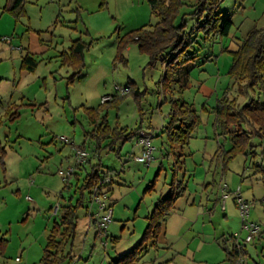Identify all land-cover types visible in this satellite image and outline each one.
I'll return each mask as SVG.
<instances>
[{"label": "rangeland", "instance_id": "374dc122", "mask_svg": "<svg viewBox=\"0 0 264 264\" xmlns=\"http://www.w3.org/2000/svg\"><path fill=\"white\" fill-rule=\"evenodd\" d=\"M33 2L37 5L29 7L43 9L31 19L26 9L18 17L0 9V38L10 39L7 44L0 41L2 100L7 101L14 92L11 87L15 84L6 85L1 78L17 76L20 52L15 50L11 54V48L21 43L16 35H2L3 32H12L14 24L26 22L47 45L44 53L36 55L40 61L33 72L20 70L21 80L16 86L25 99H15L16 108L5 110L0 104V166L7 169L9 176L14 174L16 181L0 185V238L8 240L0 264H42L47 236L61 216V212L53 215L52 209L69 203L76 206L80 200L74 240L64 245L61 253L64 258L58 264H111L140 242L148 224L147 216L156 201L171 189L176 192L179 181L184 190L174 203L177 215L193 218L198 208V220L187 224L180 219L167 222L169 231L179 232L169 239L170 243L177 239L173 249H167L168 244L158 239L155 247L140 255L138 264H232L227 254L232 252V236L241 246L237 264H264V175L248 169L250 162L246 163L243 156L226 157L232 145L217 124L213 109L228 87L230 91L226 95L236 97L237 85L232 87L233 82L229 85L230 76L227 74L217 84L218 76L212 68L208 67L200 76L192 74L193 85L199 79L205 80V89L211 91L205 97L193 85L181 90V82L172 92L164 91L163 68L159 64L150 66L149 56L136 43L124 42L130 32L155 24L147 0ZM4 3L0 0V6ZM219 11L232 14L233 26L224 38V45L230 50H236L250 31L264 27V0H224ZM28 39V33H24L23 43ZM79 45L83 47L82 63L75 69L71 47ZM220 47L218 42L215 50ZM78 70L80 73H75ZM180 72L183 75L188 72L190 76L189 65ZM126 84L131 92L114 104L102 105V115L112 129H142L149 133L155 151L149 166L138 164L131 158L136 138L122 144L116 140L118 151L102 148L99 158L94 156L85 164L87 171L97 163L109 170L111 190L103 191L113 218L112 226L110 222L104 234L86 208L94 213L97 210L87 190L81 189L85 171H81L78 186L73 178L68 189L60 171L75 164L74 148L83 143L92 146L86 134L95 127L90 124L85 109L98 108L103 96L115 95L114 87ZM136 90L138 94L134 93ZM259 97L263 99V95ZM34 99L35 104L28 103ZM180 99L193 105L199 120L188 144L170 149L163 129L170 120L173 101ZM248 99L239 96L238 101L244 103ZM224 164L227 167L223 171ZM30 168L37 169L34 176L40 177L34 179L28 193L20 194L16 190L22 182L16 176ZM151 183L152 188L147 189ZM222 184L227 186L223 199L233 197V192L240 188L242 197L251 205L247 223L260 227V233L252 241H246L248 232L243 229L233 198L227 200V211L221 209ZM26 195L32 202L24 199Z\"/></svg>", "mask_w": 264, "mask_h": 264}, {"label": "trees", "instance_id": "16d2710c", "mask_svg": "<svg viewBox=\"0 0 264 264\" xmlns=\"http://www.w3.org/2000/svg\"><path fill=\"white\" fill-rule=\"evenodd\" d=\"M223 1L147 0L152 15L156 18L155 24L142 26L130 32L124 42L136 43L139 50L149 56L150 66L154 67L159 64L163 68L161 83L164 91L172 92L175 85L180 82L181 90L185 89L188 72L181 74V68L196 61H201L200 65L209 61L213 56L210 47L230 34L233 26L232 18L229 14L219 11ZM25 3L26 0H7L4 10L18 17L24 13ZM82 48L80 45L71 47L74 55L72 66L75 69H78L82 63ZM225 51L232 56V64L228 72L233 80L232 87L237 85L236 97L230 98L226 95L230 91L228 87L224 98L213 107L217 117L216 122L232 145L225 155L228 159L243 156L246 163L250 162L247 168L255 169V172H264V27L250 31L236 50L228 51L226 48ZM37 65L38 61L29 55L21 60V68L27 72H33ZM75 73L79 74L80 70ZM127 87L129 88L127 94L115 95L111 100L101 103L98 108L85 109L90 124L95 127V130L86 134L90 136L92 146L87 147L83 143L76 148L83 151L89 150L91 156L86 159L85 163L73 165L74 171L71 177L63 181L66 189L72 186L71 179L73 178L78 186L81 171L84 170L81 189L87 190L89 199L96 187L100 191L103 189H106V192L110 191L109 187L112 182L104 183L107 178H110L109 170L106 171L100 163H97L90 166L91 170L87 171L85 164L90 163L94 156L99 158V150L102 148L118 151L120 146L115 147L116 140H121L122 144V142L137 137L140 129L130 131L125 128L112 129L102 115L101 106L114 104L119 98L128 95L131 92L129 84ZM134 93L138 94V90ZM251 94L258 97H253ZM260 95H263V99H260ZM239 96L249 99L240 103ZM198 120L199 116L192 104L184 99L173 101L170 120L163 129L169 148L173 149L176 145H187ZM175 163L179 164V162ZM226 167L227 164H224L223 171ZM172 184L173 181L170 185ZM152 186L153 183L147 186V189H151ZM183 190L184 186L179 181L176 192L171 189L164 198L157 200L153 210L147 216L148 224L140 242L111 264H135L143 252L157 245L162 225L173 211L175 200ZM80 201L76 206L69 203L58 207L57 214L61 212V216L47 236L41 259L42 264H58L63 257L61 253L64 245L74 240L77 228L76 210L78 206H82ZM232 238L236 241L235 237L232 236ZM234 241L232 252L227 254L232 259L231 263L237 264L241 255V246ZM7 242L6 238H0V257L4 256Z\"/></svg>", "mask_w": 264, "mask_h": 264}, {"label": "crops", "instance_id": "0c3cea01", "mask_svg": "<svg viewBox=\"0 0 264 264\" xmlns=\"http://www.w3.org/2000/svg\"><path fill=\"white\" fill-rule=\"evenodd\" d=\"M3 1H5V3L4 4H1L2 6H0V9H2V10H4V7L7 5V0H2V3H3ZM33 1L34 0H26V3L27 2L28 3H27V5H25L26 3L24 4V10L26 9V11H27L28 19L29 18L31 19L34 14H37V16H38V13L39 12H42V9H43L42 7H36L34 5H33V7H29V5H31V4L37 5V3L36 2L34 3ZM48 2L49 3H53L54 0H48ZM229 15L232 18V14H229ZM0 33H2V32H0ZM11 33L13 35H16L17 38H19V41L21 42L20 44H18L17 46H15V48H11V50H12L11 54H13L14 53L13 51H15V50H19V52H20V56H19V62H20L19 64H20V67H19V71L17 72V76L16 75H13L12 78H6V79L5 78H1V80H2L1 82L4 83V84H6V85H9L11 83L15 84L14 86L11 87V90L14 91V92H12L11 96H9V98H8L7 101L2 100L3 99L2 96L4 94L0 92V104H2L4 106L5 110L7 108L10 109L11 107L12 108H14V107L16 108L17 107V101L18 100L19 101H22V99H25V96L21 94V90H19L18 87L16 86V84L18 83V81L21 80L20 74H22L24 72H27V71H25V70H23L21 68V60H22V58L24 56H26V55H29V56H32L33 58H35L38 61V63H39L40 60L37 58L36 55L39 54V53L40 54L41 53H44L47 50V45L45 43L41 42L42 40L39 38V35L35 34L36 32L34 33V31L31 30V28H30V24L27 25L26 22H25V24H20V23L14 24L12 32H11V30H6L5 32H3L2 35H8V34H11ZM24 33H28V35H29V39H28V42H26V44L23 43V41H24L23 40ZM33 33L38 38H36L35 35H32L31 36V34H33ZM219 43H220L221 47H220V49L218 51L215 50V46L218 45V42H216L212 47H210V49H212L213 56H212V58L209 61H206L202 65H200L201 61H196V62H193V63H189L188 64L189 67H190V73L191 74H190V76L188 75V77H187L188 80H187V86H186V88H189L191 85H193V83H191V76H192V74H194L195 76H198V75L200 76V74H202L203 72L207 71L206 69L208 67L209 68H212L213 70L216 71V74L218 76L217 84H219L220 81L223 80L222 78L228 74L229 68H230V66L232 64V56L227 51H225V49L227 48L228 51H233V50H230L227 47V45L226 46L224 45L225 39H222ZM5 44H7V42ZM20 70H21L22 73H20ZM40 78L41 77L37 78V81ZM230 80L231 81H230L229 85H231L232 82H233L232 79H230ZM204 81H205L204 79H199L198 80V83H196V85L194 84L193 87H196L197 90H198V92L200 94L204 95V97H205V96H208V94L211 93V91L205 89ZM120 87H127V84L124 85V86H120ZM17 95H18V98H16ZM113 96H115V95H113ZM15 99H17V101ZM186 102L187 103H190L188 101H186ZM28 103H34L35 104L36 103V99H34V100H28ZM144 134L150 135L149 133L145 132L142 129L138 131L137 137H135L136 138V143L133 146L134 149H133V152L131 153V158H133L136 155H139L140 154L141 147L138 145L137 140H138V137H140V135H144ZM213 159L214 158H211V160H213ZM71 166H73V165H70L68 167H71ZM146 166H149V165H146ZM222 168H223V166H222ZM248 169H250V168H248ZM35 171L37 172V169L35 170L34 168H30V169H27L26 171L25 170L22 171V173L18 177L16 176V178L19 181L21 180V182H22L21 184H19V188L17 187V190L16 191L18 193H20V194L21 193H24L25 194V193H28V191H30L32 189V185L34 184V179L35 178L36 179L37 178L39 179V177H40L39 174L36 175V176H34L35 175ZM262 173L264 175V172H262ZM245 174L243 173V175H245ZM72 180L73 179H71V183H72ZM9 181L10 182H16L14 180V174H12L11 176H9L8 175V172H7V169L5 167H1L0 166V185L3 184V183L9 184L10 183ZM20 186H21V189H20ZM225 186L226 185H223V187H220V191H219L220 192L219 202H220L221 207H222L221 209L224 210V211H227L226 210V208H227V204L226 203H227V200H229V198H233V201H234V204L235 205H236V203H235L234 196L233 197H226V198L223 199V197H224L223 196L224 190H226ZM109 189L111 190V187H109ZM24 199H26L29 202H32V199L28 195L24 196ZM86 208H87V210H89V212L91 211V214L90 215L94 214V212L92 210H90L88 207H86ZM53 209H52V211H53ZM182 213H185V212H182ZM199 214H200V212H199V209L197 208L196 209V214H195L196 216L193 217V218H190L192 216L186 217V216H184L182 214L181 215H177V210L174 207L173 208V211L167 216L165 222L162 225V230H161V233H160V235L158 237L159 241L162 242V243L171 245V246H168L167 245V249L170 248V247H172V249H173V247H174L173 244L175 243V241L177 239L174 240L171 243L169 242L170 241L169 239H172V238L176 237L179 234V232H176V231L171 232V231H169V225H168V223L169 222H172L174 219H175V221L176 220L179 221V219H180V221L182 220L183 222H186L184 224H187V223H195L198 220L197 217L199 216ZM112 218H113V211H112ZM170 220H172V221H170ZM165 223H166V226H165ZM111 224H112V222L110 223V225ZM110 225L107 227V230L109 229ZM222 239H224V241H225L226 238L223 237ZM112 240H114V239H112ZM237 243L239 244V242H237ZM148 249H150V248H148ZM16 259H18V258L16 257L15 258V261H16ZM136 264H138V262Z\"/></svg>", "mask_w": 264, "mask_h": 264}, {"label": "built area", "instance_id": "2783aa9c", "mask_svg": "<svg viewBox=\"0 0 264 264\" xmlns=\"http://www.w3.org/2000/svg\"><path fill=\"white\" fill-rule=\"evenodd\" d=\"M0 41L3 42H10V39L7 37H1ZM115 95L123 96L129 92L128 87H120L115 86ZM113 98V95H105L101 98V103H105L106 101H109ZM152 136L151 135H140L138 137L137 143L141 147V152L139 155H136L133 157V160L136 163L143 164V165H149L153 160V153L155 151V148L153 147L151 143ZM74 151V160L75 164H83L85 163L86 159L89 157L88 151H83L77 148L73 149ZM74 171V167H67L65 170L60 171L61 177L63 181L68 180L72 173ZM111 182L110 178H107L104 183L108 184ZM233 196L235 199L236 206L238 208L239 214L242 219L243 223V229L248 232L246 236V241L250 242L254 235L260 232V227L255 223H247V219L249 217L250 208L251 205L246 201L241 194L240 188H238L236 191L233 192ZM226 198V197H225ZM107 196L104 191H100L97 187L94 189L93 194L91 195V203L97 205V210L94 214H92L93 221L96 222V224L99 227V230L106 234L108 224L112 220V209L110 205L106 202ZM58 207L56 206L52 213L53 215H56L58 212ZM94 217V218H93ZM18 261V259H16Z\"/></svg>", "mask_w": 264, "mask_h": 264}]
</instances>
